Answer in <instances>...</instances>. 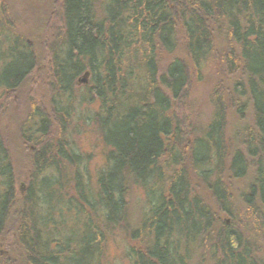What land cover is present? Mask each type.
Returning a JSON list of instances; mask_svg holds the SVG:
<instances>
[{"label":"trees","instance_id":"obj_1","mask_svg":"<svg viewBox=\"0 0 264 264\" xmlns=\"http://www.w3.org/2000/svg\"><path fill=\"white\" fill-rule=\"evenodd\" d=\"M220 24L229 45L217 64L228 74L239 71V78L232 90L218 86L202 135L184 146L188 117L173 105L183 110L190 77L214 61ZM177 27L189 60L173 58L160 72L158 56L176 49ZM46 46L49 107L33 103L21 127L31 148L18 205L23 264H102L103 243L116 227L138 244L125 250L130 264H191L200 248L209 264H260L244 232L219 221L192 193L190 175L232 216L224 177L242 178L252 168L245 203L264 209V0H58ZM36 60L0 0V99L23 83ZM84 73L88 83L77 86ZM242 97L251 104L253 126L244 151L229 150L226 112L236 107L242 116ZM90 124L107 148L93 187L89 154L73 138ZM131 184L142 189L145 204L137 225L126 228ZM15 185L0 131V236L17 199Z\"/></svg>","mask_w":264,"mask_h":264},{"label":"rangeland","instance_id":"obj_2","mask_svg":"<svg viewBox=\"0 0 264 264\" xmlns=\"http://www.w3.org/2000/svg\"><path fill=\"white\" fill-rule=\"evenodd\" d=\"M2 1L15 28L33 44L37 56L36 67L30 75L18 88L5 94L0 99V131L11 156L17 196L6 228L0 236V264H3L6 259L10 260L11 264H23L22 250L17 236L18 205L27 184L31 165V148L24 143L21 137V127L26 121L33 103L46 109L49 107L50 95L47 79L50 64L46 46L47 23L58 0ZM215 27L213 38L217 54L216 57H213L214 61L202 68L199 77L193 75L190 77L189 91L186 100L183 102V110L177 108V106H180L178 105L179 102H175L173 105L180 118L188 117L185 130L187 142H183L184 146L187 143H192L196 137L202 135L204 128L212 117V95L216 90L220 89L218 86L227 91L232 90L234 80L239 78V71L228 74L227 66L224 63L222 65L217 64V60L220 61L221 56L228 51L229 43L226 38L224 25L220 24ZM176 33L178 39L176 49L170 54L160 53L158 56L160 72L165 69L173 58L189 60L185 52L180 27H177ZM88 78L89 73L82 74L76 85L83 86L87 84ZM242 102L245 104L242 116L236 107H231L226 112L225 139L229 150L238 148L244 151L243 140L246 130L253 126L251 104L244 97H242ZM73 138L75 145L80 151L89 154V184L93 187L95 174L104 164L107 148L93 124L82 127L79 133L73 134ZM192 174L190 175L192 193H197L209 204L219 221L235 224L236 227L242 230L249 238L250 244L255 248L254 251L260 264H264V209L257 207L256 210H252L245 203L249 184L253 181V169L249 168L246 175L242 178L224 177L229 185L232 216L221 210L220 205L215 202L212 192L205 186V183ZM211 179L212 177L209 180ZM126 201L128 211L126 228L127 226L131 228L137 225L139 215L145 204L142 189L131 184L128 188ZM128 245L138 244L129 240L123 229L116 227V229L110 230L103 243L102 264H130L125 256V250ZM206 251L203 248L197 250L191 259V264H209V256Z\"/></svg>","mask_w":264,"mask_h":264}]
</instances>
